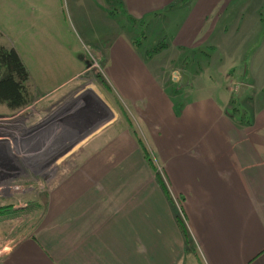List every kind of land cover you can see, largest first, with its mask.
Returning a JSON list of instances; mask_svg holds the SVG:
<instances>
[{
  "label": "crops",
  "instance_id": "obj_1",
  "mask_svg": "<svg viewBox=\"0 0 264 264\" xmlns=\"http://www.w3.org/2000/svg\"><path fill=\"white\" fill-rule=\"evenodd\" d=\"M102 2L109 35L119 33L116 45L102 47L108 81L101 94L113 117L84 135L79 152L93 153L99 137L103 156L115 152L107 150L114 138L111 147L125 145L131 136L124 125L111 129L125 119L124 103L150 141L137 140L128 158L106 170L104 160L97 163V179L92 171L77 178L90 184L61 213L17 230L0 264H264V0ZM156 7L164 11L158 26L168 46L149 55L127 26L134 31L130 17L137 21ZM69 56L57 57L66 59L57 64V92L86 60ZM234 96L243 104L235 114ZM145 149L163 163L168 194ZM12 215L0 213L1 235Z\"/></svg>",
  "mask_w": 264,
  "mask_h": 264
},
{
  "label": "rangeland",
  "instance_id": "obj_2",
  "mask_svg": "<svg viewBox=\"0 0 264 264\" xmlns=\"http://www.w3.org/2000/svg\"><path fill=\"white\" fill-rule=\"evenodd\" d=\"M100 10L104 11L102 0H93L89 8L74 0H0V45L15 49L31 71L27 83L30 104L18 112L0 104V213H13L11 219L6 218L5 233L0 234V258L19 236L17 230L24 227L31 230L44 213H61L90 184L89 180L82 183L77 178L82 176L85 180L93 174L97 179L100 177L97 163L104 160L106 170L107 163L112 167L128 158L137 140L150 141L134 109L124 103L121 106L126 120L122 123L116 120L113 124L119 122L111 128L124 125L122 132L126 129L127 136H131L126 138L121 151L111 147L112 142H118L114 138L107 144V150L112 148L115 152L103 156L99 137L92 144L93 153L79 152L83 149L80 146L87 145L83 143L84 135L110 124L113 117L111 105L101 94L108 81L102 47L116 45L119 33L109 35L111 25L101 18ZM163 15L164 11L156 7L150 16L135 21L134 31L131 24L127 26V31L136 35L135 44L140 49L148 51L163 39L158 26ZM69 54L85 56L86 60L79 63L80 73L71 80L75 83L69 80V87L57 92L53 90L57 85V64L62 67L66 61L57 57ZM206 76L201 73L203 79ZM234 88L237 91L238 85ZM241 101L234 96L229 109L233 112V107L243 108ZM86 115L92 118L90 124ZM148 151L151 160L145 151L143 155L155 176H159V182L161 179L165 183L163 163L158 161V154ZM86 162L85 169L82 165ZM89 163L94 164L91 169ZM180 204L175 203L181 212L177 217L187 226Z\"/></svg>",
  "mask_w": 264,
  "mask_h": 264
},
{
  "label": "trees",
  "instance_id": "obj_3",
  "mask_svg": "<svg viewBox=\"0 0 264 264\" xmlns=\"http://www.w3.org/2000/svg\"><path fill=\"white\" fill-rule=\"evenodd\" d=\"M130 19L133 22L136 21L131 17ZM167 46L168 43L163 38L152 49H149L148 53L151 55ZM29 78V71L15 49L0 45V104L16 112L27 107L31 101L27 86ZM145 152L147 158L151 160V156L149 157L150 152L147 149H145ZM150 162L152 163V161ZM160 183L168 194L166 184L161 179Z\"/></svg>",
  "mask_w": 264,
  "mask_h": 264
},
{
  "label": "water",
  "instance_id": "obj_4",
  "mask_svg": "<svg viewBox=\"0 0 264 264\" xmlns=\"http://www.w3.org/2000/svg\"><path fill=\"white\" fill-rule=\"evenodd\" d=\"M246 86L245 85H241L240 89H239V96H241L243 94V92L245 91Z\"/></svg>",
  "mask_w": 264,
  "mask_h": 264
},
{
  "label": "built area",
  "instance_id": "obj_5",
  "mask_svg": "<svg viewBox=\"0 0 264 264\" xmlns=\"http://www.w3.org/2000/svg\"><path fill=\"white\" fill-rule=\"evenodd\" d=\"M175 203L178 205V201L175 200Z\"/></svg>",
  "mask_w": 264,
  "mask_h": 264
}]
</instances>
